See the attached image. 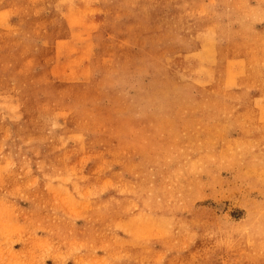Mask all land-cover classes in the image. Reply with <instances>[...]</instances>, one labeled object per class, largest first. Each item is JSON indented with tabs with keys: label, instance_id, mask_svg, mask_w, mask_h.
I'll list each match as a JSON object with an SVG mask.
<instances>
[{
	"label": "rangeland",
	"instance_id": "rangeland-1",
	"mask_svg": "<svg viewBox=\"0 0 264 264\" xmlns=\"http://www.w3.org/2000/svg\"><path fill=\"white\" fill-rule=\"evenodd\" d=\"M0 264H264V0H0Z\"/></svg>",
	"mask_w": 264,
	"mask_h": 264
}]
</instances>
